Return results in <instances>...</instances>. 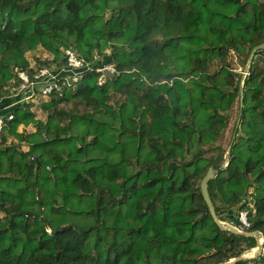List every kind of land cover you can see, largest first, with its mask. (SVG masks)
Returning <instances> with one entry per match:
<instances>
[{"label":"trees","instance_id":"obj_1","mask_svg":"<svg viewBox=\"0 0 264 264\" xmlns=\"http://www.w3.org/2000/svg\"><path fill=\"white\" fill-rule=\"evenodd\" d=\"M260 44L264 0H0V107L38 46L54 58L36 68L71 49L118 72L0 110V264H227L255 248L214 223L200 183L212 169L218 219L246 212L264 240V48L242 75Z\"/></svg>","mask_w":264,"mask_h":264},{"label":"built area","instance_id":"obj_2","mask_svg":"<svg viewBox=\"0 0 264 264\" xmlns=\"http://www.w3.org/2000/svg\"><path fill=\"white\" fill-rule=\"evenodd\" d=\"M64 60V65L60 68H36L35 65L31 66L30 68L33 70L31 75L23 70L17 71L16 73L17 79L19 80V86L15 89L13 95L9 97L15 99L7 108L27 103L28 100L34 99L35 97L47 98L51 93L61 94L62 89L76 84L81 80L82 75L90 70H94L99 74L97 79L98 86H101L111 77L118 75L115 67L110 62L104 63L101 61L90 65L85 63L83 60L78 59L75 51L71 49H66L64 51ZM246 74L247 72L242 74L243 78ZM236 219L238 226L235 227L238 230L247 231L250 224L247 220L246 212L238 213Z\"/></svg>","mask_w":264,"mask_h":264},{"label":"water","instance_id":"obj_3","mask_svg":"<svg viewBox=\"0 0 264 264\" xmlns=\"http://www.w3.org/2000/svg\"><path fill=\"white\" fill-rule=\"evenodd\" d=\"M264 48V44H260L258 45L257 47L253 48L250 52V55L248 57V61H247V64L245 66V72H247L250 64H251V61L255 55V53L258 51V50H261ZM228 160V156L226 157V161ZM213 171L212 169H209L206 173V175L202 178L201 180V183H200V191H201V195L203 197V200L204 202L206 203L207 207H208V210H209V213L214 221V223L220 227V228H223V229H226L228 231H230L231 233H234V234H239V235H244V236H248V237H253L255 240H256V251L254 250V253L253 254H257L258 256L261 255V251H262V243H260V237L262 238L261 234L259 232H249V231H241V230H238L235 226H233L232 224H229V223H224V222H221L219 219H218V216L216 215L215 213V210H214V207H213V204L210 200V197H209V193H208V182L210 179H212L213 177ZM253 249H250V250H247V251H244L238 258L234 259V260H231L229 261L227 264H234L238 261H241V260H245V259H248V258H254V257H247V254L252 252Z\"/></svg>","mask_w":264,"mask_h":264},{"label":"rangeland","instance_id":"obj_4","mask_svg":"<svg viewBox=\"0 0 264 264\" xmlns=\"http://www.w3.org/2000/svg\"><path fill=\"white\" fill-rule=\"evenodd\" d=\"M106 53H110L109 50ZM25 58H26V60L30 66H34L36 64V59H38L40 62L45 61V60L50 61L54 58V55L52 53L46 52L42 47L38 46L35 50L27 52L25 54ZM104 59L105 58H103V59L101 58L100 60L103 61ZM244 72H245V70L243 71V73ZM39 101H40V99H39ZM30 103H33L35 105V103H38V100L31 99V100H28L26 104L28 105ZM32 111L35 112V115L38 119L43 120V121L45 120V114L40 112V110L38 109V106H33ZM18 131L19 132L25 131L27 133H33L34 128H33V125H29L28 127L20 126L18 128ZM8 141L9 142L16 141V139H14V137H10ZM21 149L23 151H26L28 148H27V146L22 145ZM249 192H251V190H249ZM27 199H29V198H27ZM260 243H262V246H263L262 251H261V255L258 256L257 254L256 255L253 254L254 251L248 253L247 257H254V258H248V262H249L248 264H260L259 262L255 263L252 260V259H257L258 257H260V259H262V260L264 259V240L261 237H260ZM253 250L256 251V247L253 248ZM263 264H264V260H263Z\"/></svg>","mask_w":264,"mask_h":264},{"label":"crops","instance_id":"obj_5","mask_svg":"<svg viewBox=\"0 0 264 264\" xmlns=\"http://www.w3.org/2000/svg\"><path fill=\"white\" fill-rule=\"evenodd\" d=\"M14 99L15 98H8V99H6L5 101H8V103H5V104H3V105H1V108H2V111L3 112H7L10 108H7L10 104H12L13 103V101H14ZM12 108V107H11ZM260 256V255H259ZM264 260V259H263ZM263 260L262 259H259V263L260 264H263Z\"/></svg>","mask_w":264,"mask_h":264},{"label":"clouds","instance_id":"obj_6","mask_svg":"<svg viewBox=\"0 0 264 264\" xmlns=\"http://www.w3.org/2000/svg\"><path fill=\"white\" fill-rule=\"evenodd\" d=\"M0 109H2V108L0 107Z\"/></svg>","mask_w":264,"mask_h":264}]
</instances>
